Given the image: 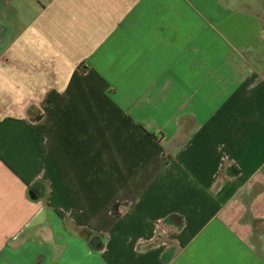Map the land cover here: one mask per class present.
I'll return each mask as SVG.
<instances>
[{"label":"crops","instance_id":"obj_1","mask_svg":"<svg viewBox=\"0 0 264 264\" xmlns=\"http://www.w3.org/2000/svg\"><path fill=\"white\" fill-rule=\"evenodd\" d=\"M252 2L0 0V264H264Z\"/></svg>","mask_w":264,"mask_h":264},{"label":"rangeland","instance_id":"obj_2","mask_svg":"<svg viewBox=\"0 0 264 264\" xmlns=\"http://www.w3.org/2000/svg\"><path fill=\"white\" fill-rule=\"evenodd\" d=\"M253 0H251V2H252ZM253 3V2H252ZM109 132H112V131H106V133H107V135H109V134H111V133H109ZM112 210V209H111ZM114 211L112 210L111 211V213H113ZM80 230H81V233H89L88 235H91L93 232H97V231H94V230H92V229H89V228H87V227H81L80 228ZM100 234H102L103 235V233L102 232H100Z\"/></svg>","mask_w":264,"mask_h":264},{"label":"trees","instance_id":"obj_3","mask_svg":"<svg viewBox=\"0 0 264 264\" xmlns=\"http://www.w3.org/2000/svg\"><path fill=\"white\" fill-rule=\"evenodd\" d=\"M149 134H151V136H153L152 133H149ZM35 186H36V183H33V184L29 185L28 190L32 191V190L35 188ZM88 234H89V233H88ZM88 234H87V233H84L83 235H84L85 237H87V236H89Z\"/></svg>","mask_w":264,"mask_h":264}]
</instances>
